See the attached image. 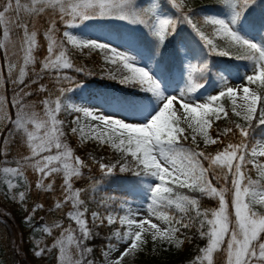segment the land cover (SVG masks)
Segmentation results:
<instances>
[{"label":"snow or ice","instance_id":"1","mask_svg":"<svg viewBox=\"0 0 264 264\" xmlns=\"http://www.w3.org/2000/svg\"><path fill=\"white\" fill-rule=\"evenodd\" d=\"M215 3L225 15L200 13L197 17L185 0L0 3V55L5 61L0 67V92L10 83L14 93L10 99L0 94V123L6 120L12 126L8 136L15 132L27 150L26 155L12 162L6 159L7 152H0V157H5L0 160V188L4 189L0 194L23 204L33 187L25 175L28 169L37 177L34 187L38 191L53 193L57 179L62 181L60 198L54 207L63 209L70 205L67 219L71 223L67 228L61 224L52 227L42 224L37 229L51 235L53 228H63L52 245L59 251V264H93L91 259L85 260L93 251L86 246L94 235L89 221L97 227L118 225L108 236L103 252L106 264H122L130 252L147 243L145 237L149 235L154 244L159 241L180 247L188 239L187 236L180 239V235L191 229L206 240L192 264H216L214 256L218 253H223V264H264V161L260 159L264 158V143H249V130L264 126V22L257 25L248 18L258 6L264 7V0H215ZM40 17L48 18L42 33L47 41V55L37 70L34 53L40 47V33L34 21ZM103 20H118L134 26L133 30L135 27L143 30L151 42L147 55L131 44L118 46L103 37L74 34L88 27L90 21ZM58 24L64 26L59 36ZM184 26L193 34L194 47L177 39L179 29ZM13 31L22 33L15 42L11 40ZM174 39L184 52L183 86L178 84L170 89L163 74H158L152 65L158 68L156 54ZM69 47L98 50L104 64L111 66L102 69L103 75L144 94L146 103L133 105L138 118L85 107L69 97L85 85L70 71L94 75L73 63ZM214 56L243 60L248 67L236 86L230 84L223 72L217 73L215 94L201 100L200 93L209 79L207 74L214 67L209 58ZM46 76L54 81L52 90L42 83ZM33 86L36 93L43 95L39 102L41 111L23 102L34 94L29 91ZM225 99L229 103L227 108ZM6 103L15 109L14 119L7 114ZM229 112L236 119L230 120ZM64 113L72 119H61ZM222 118L229 120L231 127L217 130L213 137L210 130ZM69 134L81 142L93 141L119 154V159L110 164L90 157L102 177L112 176L118 168L120 173H133L141 182L150 181L145 184L147 216L134 210L127 200L119 206L123 214L109 211L115 196H105L97 202L98 208L104 209L103 214L92 211L90 217L87 215L89 208L82 193L89 189L74 187V181L82 177L89 165L70 147ZM237 134L238 142L224 143ZM189 139L191 143L185 146ZM198 139L205 149L209 145L224 146L213 154L200 149ZM7 142L5 138L4 144ZM10 164L14 166H6ZM100 186V180L93 181L91 192L95 194ZM20 188L24 190L17 191ZM200 197L216 200L218 207L202 209ZM43 207L35 205L26 222L31 224L35 213ZM40 243L35 241L36 256L45 252L39 248ZM119 245H124L123 251ZM72 248L79 259H73ZM115 252L119 255L112 258Z\"/></svg>","mask_w":264,"mask_h":264},{"label":"trees","instance_id":"2","mask_svg":"<svg viewBox=\"0 0 264 264\" xmlns=\"http://www.w3.org/2000/svg\"><path fill=\"white\" fill-rule=\"evenodd\" d=\"M185 3L187 7L195 10L197 17H199L200 13L212 14L215 12H221V6L216 4L215 0H185ZM248 18L250 22L257 25L264 22V7L258 6L255 10L249 13ZM47 19V17H40L34 21L36 28L40 33L38 36L40 47L34 53L37 58V70H39L40 67L39 62L45 55H47V41H45L42 36L43 31L47 28ZM123 26L124 25L120 24V22L114 20L90 21L88 27L76 33L83 35L91 34L96 37H103L107 41L109 40L112 43L118 45L120 44L121 46L125 47L131 44L147 55L149 48L151 47L150 38L147 37V34L143 32V30L139 29V27H136L135 30H132L128 33L122 28ZM57 27L60 30L59 33H57L59 36L64 31V26L58 24ZM177 39L189 42V47L195 46L192 43L194 41L193 34L190 28L187 26L181 27L179 29V35ZM257 39H259V37H257ZM218 42L220 44L223 43L222 41ZM184 51H187V49ZM183 53L184 52L180 50L176 40L174 39L168 43L164 49L160 50L156 54L159 66L157 68V65L153 64L152 67L156 68L158 74H163L165 82L168 85L180 84L183 86L181 83ZM69 55L76 66H82L87 71L94 73L92 76H85L71 71L69 72L70 75H74L76 77L77 81L85 83L84 87L82 89H78L75 95L69 94V97L74 102L81 94H85L87 91H89L88 93H93L94 90H97L102 94L105 101L108 103H111L113 100L117 101L121 108L128 113L135 111L133 105L139 106L143 103H146V101L143 100L144 94L141 93L139 89L121 85L118 79H109L107 76L103 75V68H97L95 65V60L90 58L81 60L78 56L73 55L72 49L70 47ZM209 59L211 65H214V67H212V70L207 74L209 79L207 81V87L200 93V96L202 97H206L209 94L210 88L217 87V73H221V69L224 71L226 70V73H230L234 77L239 78L243 75L242 65H248L246 61L227 57L214 56ZM114 70L115 69H113V71ZM32 78L34 79V77ZM42 83H45L49 90L54 88V81L48 79L47 76L42 81ZM35 88L36 86H33L29 89V91H33L34 94L31 97H25L23 102L26 104L35 105L36 110L41 111L39 102L43 98V95L36 93ZM5 94L9 99L14 95L10 84L6 85ZM7 104L9 105L10 115L14 116L15 109L12 108L11 104ZM60 118L65 119L66 121H70L72 119V117L66 113L61 114ZM229 119L234 120L236 118L233 117L229 112ZM224 127H231L229 120L222 118L221 120L216 121L212 127L213 134L216 135V131L222 130ZM66 131L68 130L66 129ZM249 131L250 144L254 142L256 138H264V126L253 127ZM238 140L239 136L237 134L235 137L230 136L229 138L225 139L224 143H236ZM67 142L69 143L70 147L73 148L75 154L84 159L89 165L90 170L84 169L82 177L74 181V187L89 189L87 193H82V199H85L89 208V213L87 214L88 216L92 211L104 212V209L98 208L97 202L103 199L105 196L116 197L115 201H110L112 207L109 209V211H120L118 205H120L123 200L137 201L139 197H144L146 195L145 184L147 181L141 182V178L135 177L131 172L120 173L118 168L112 176L102 177L98 165L92 164L90 159V157H95V159L100 162L102 160H107L111 163H114L119 159L118 153L110 150L107 147H101L97 144L79 147L75 145V140L70 134L68 136ZM184 143L185 146H187L191 143V140L189 139V141ZM199 146L200 149L215 154L216 151H219L223 148L224 144L210 145L206 149L201 143H199ZM6 148V159L9 162H12L14 159H19L21 156L27 154V150L22 143L21 137L16 133L13 135V138ZM4 158L5 157H0V160ZM6 166L14 165L10 164ZM25 175L33 187L23 204L19 203L18 201H13L11 198L6 197L5 195L0 197V264H59V251L58 249L52 248V245L57 239L60 238V233L63 228H67L71 223L67 219V211L70 210V205L63 209H56L54 207V202L60 198L59 184L62 181L57 179L56 191L53 193H46L35 189L34 184L37 177L31 171V169L26 170ZM95 180H100L101 186L100 189L95 194H93L90 190V184ZM219 186L220 185L217 184V187ZM0 189L1 192L4 191V189ZM22 190L24 189L20 188L17 191ZM226 199L229 200V210L231 211V193L226 194ZM200 202L202 209L218 207V202L208 197H200ZM37 204H43L44 207L35 213L31 224H29L26 222L25 218L31 214L33 207H35ZM3 215H9L12 218L14 224L17 225L20 234V244L22 246L19 247L18 244H13ZM42 224H47L49 227H52L54 224H61L63 225V228H53L52 234L49 235L43 231L37 230ZM73 227H75L74 224ZM89 227L94 235L90 241L86 242V246L91 247L93 251L88 254L87 257H85V260L91 259L94 264L96 257L100 254V249L106 245L108 242V236L115 227H118V225H105L103 227H97L89 221ZM184 236H187L188 239L184 240L182 249H178L169 245L168 243H160L159 241L156 242L154 246L156 250H158L159 254L157 256H151L149 259L143 260V262L140 264H192L193 259L198 253V249L206 245V240L201 239L195 229L184 231L183 235H180V239H184ZM35 241H40L41 243L39 244V248L45 249V252L42 256L34 255V251L38 250ZM151 244L152 242L149 240L145 245L150 247ZM70 252L74 260L80 258L75 248L70 249ZM223 259V253H218L214 256L216 264H222Z\"/></svg>","mask_w":264,"mask_h":264},{"label":"rangeland","instance_id":"3","mask_svg":"<svg viewBox=\"0 0 264 264\" xmlns=\"http://www.w3.org/2000/svg\"><path fill=\"white\" fill-rule=\"evenodd\" d=\"M0 3H3V0H0ZM220 9H221L220 13L215 12L214 14L221 15V16L225 15V12L223 11V9L221 7H220ZM114 21L120 22V24L124 25L122 28L128 33L130 31H132L133 28H134V26L125 24L124 22H121V21H118V20H114ZM74 34L83 35V34L76 33V32ZM20 35H22L21 32L13 31L12 34H11V40L13 42L17 41L19 39ZM86 35L91 37V38H95L96 37V36L91 35V34H86ZM0 39H2V36H0ZM112 44L113 45H118V44H115V43H112ZM118 46H121V45L119 44ZM70 48L72 49L73 55L78 56L81 60H86L87 58L95 60L96 61L95 65H96L97 68L98 67H100V68L111 67V66H106L104 64L103 56L98 50L89 51L86 48L85 49H78V48H72V47H70ZM183 60H184V53L182 55V63H183ZM4 63H5L4 58H3L2 55H0V67H2L4 65ZM242 67H243L242 71H243V75H244L246 73L248 65H242ZM220 72H223L224 75L228 76L229 82H230L231 85L236 86V85H239L241 83L240 78L243 75L240 76L239 78H236L232 74L226 73L223 69H221ZM5 76H6V74H5ZM177 85L178 84L169 85V88L170 89L171 88H176ZM216 89H217V87L210 88L209 94H215ZM88 92L89 91L86 92L87 94L85 93V94H81L80 96H78V98L76 99L75 102L77 104L83 105L85 107H91V108H95V109H98V110H102V111H104L106 113H109V114H118L121 117H128L130 119L138 118V113L136 112V110L133 111V112L128 113V112L124 111L121 108L120 104L117 101L113 100L111 103H108L107 101H105V99L103 98L102 94L100 92H98L97 90H94L93 93H91V92L88 93ZM0 94L4 95L6 97L5 89L2 92H0ZM200 99L203 100L204 97L200 96ZM225 100L226 101L224 103H225V107L227 108V107H229V103H228L227 99H225ZM5 107H6L7 114L10 115V109H9V105L7 103H6ZM178 107H179V105H177V108ZM11 117L13 119L15 118V112H14V116H11ZM11 129H12V126L10 124H8L6 120L4 122L0 123V152H6V150H7L6 147L10 143L11 139L13 138V135L15 134V132H12L11 137L8 136L9 132L11 131ZM212 129L210 130L211 135L213 137H215V134H213ZM72 137L75 140V145H77L79 147L80 146H88V145H91V144H93V145L97 144V143H95L93 141L81 142L78 137H75V136H72ZM5 138L8 139L7 145L4 144ZM255 141H260L261 143H264V138H258ZM198 142L201 143L202 145H204L202 141H199V139H198ZM97 145H99V144H97ZM99 146H101V145H99ZM104 147H107V146H104ZM107 148H109V147H107ZM109 149L112 150L111 148H109ZM260 159L262 161H264V158H260ZM101 162L109 163V164L111 163V162H109L107 160H102ZM148 182H150V181H147L146 183H148ZM0 193H2L1 189H0ZM2 196H3V194H0V197H2ZM147 202L148 201H147V193H146V195L144 197L143 196L139 197L137 199V201H128V204L134 210L138 209L143 215L147 216V211H146ZM118 206H120V205H118ZM117 212H119L120 214H123V211L121 209H120V211H117ZM101 213L103 214L104 212H101ZM89 217H90V215H89ZM5 224H7V227H8V230H9V235L11 236V240H12L13 244H18L19 247L22 246L20 244L19 229H18L17 225L14 224L12 218L9 215H7V219L5 220ZM145 238H146L147 242L149 240L152 242L151 246L148 247V246H146L144 244V245L141 246L140 250H137L135 252H130L129 255H127L122 260V264H140V263L143 262V260L149 259L151 256H157L159 254L158 250H156V248L154 246V243H153V241L151 239V236L149 235V236H146ZM183 245H184V243L180 247H176V246H174V247H176L178 249H182ZM105 246L100 249V251H99L100 254H99V256L96 257V260L94 261V264H106V261H105V259L103 257V252L105 251ZM118 247H119L120 251H123L124 245H119ZM118 255H119V252L113 253L112 254V258H115Z\"/></svg>","mask_w":264,"mask_h":264}]
</instances>
